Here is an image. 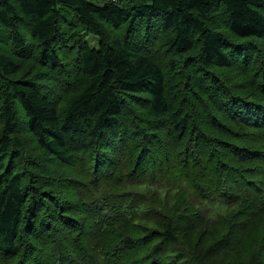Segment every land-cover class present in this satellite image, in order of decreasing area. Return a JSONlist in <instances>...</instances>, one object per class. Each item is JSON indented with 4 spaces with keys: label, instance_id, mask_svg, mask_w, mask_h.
<instances>
[{
    "label": "trees",
    "instance_id": "16d2710c",
    "mask_svg": "<svg viewBox=\"0 0 264 264\" xmlns=\"http://www.w3.org/2000/svg\"><path fill=\"white\" fill-rule=\"evenodd\" d=\"M0 45V264H264V0H0Z\"/></svg>",
    "mask_w": 264,
    "mask_h": 264
},
{
    "label": "rangeland",
    "instance_id": "374dc122",
    "mask_svg": "<svg viewBox=\"0 0 264 264\" xmlns=\"http://www.w3.org/2000/svg\"><path fill=\"white\" fill-rule=\"evenodd\" d=\"M90 1H93L94 2L95 0H90ZM101 1H103V0H101ZM84 41L87 42L92 47H96L97 46V39L95 37H93V36L85 37L84 38ZM0 48L3 51H5L6 53H9L10 52L9 48H7V47H3V46L0 45Z\"/></svg>",
    "mask_w": 264,
    "mask_h": 264
},
{
    "label": "bare ground",
    "instance_id": "6f19581e",
    "mask_svg": "<svg viewBox=\"0 0 264 264\" xmlns=\"http://www.w3.org/2000/svg\"><path fill=\"white\" fill-rule=\"evenodd\" d=\"M73 78V77H72ZM71 82V81H70ZM67 83V82H66ZM68 85V84H67ZM69 87V86H68ZM72 88V87H71ZM84 93V92H83ZM112 94V93H111ZM113 95V94H112ZM121 116V115H120ZM123 117V116H122ZM123 119V118H122ZM124 121V120H123ZM41 215H43V214H41ZM44 216V215H43ZM45 220V219H44ZM45 222V221H44ZM45 224H47V222L45 223Z\"/></svg>",
    "mask_w": 264,
    "mask_h": 264
}]
</instances>
